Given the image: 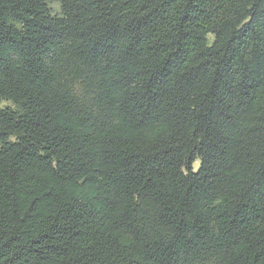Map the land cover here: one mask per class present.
Returning <instances> with one entry per match:
<instances>
[{
    "label": "trees",
    "instance_id": "1",
    "mask_svg": "<svg viewBox=\"0 0 264 264\" xmlns=\"http://www.w3.org/2000/svg\"><path fill=\"white\" fill-rule=\"evenodd\" d=\"M0 264H264V0H0Z\"/></svg>",
    "mask_w": 264,
    "mask_h": 264
},
{
    "label": "rangeland",
    "instance_id": "2",
    "mask_svg": "<svg viewBox=\"0 0 264 264\" xmlns=\"http://www.w3.org/2000/svg\"><path fill=\"white\" fill-rule=\"evenodd\" d=\"M49 5H50V8H51V11H52L53 14H58L59 13L60 5H59L58 2L53 1V2H50ZM1 105H10V102L9 101H3L1 103ZM198 166H199V161L197 160L194 163V169L196 170L198 168Z\"/></svg>",
    "mask_w": 264,
    "mask_h": 264
}]
</instances>
